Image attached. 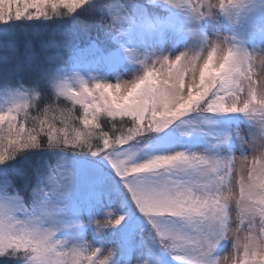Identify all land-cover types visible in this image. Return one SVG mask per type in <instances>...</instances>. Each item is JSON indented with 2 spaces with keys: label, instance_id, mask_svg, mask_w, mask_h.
<instances>
[{
  "label": "snow or ice",
  "instance_id": "1",
  "mask_svg": "<svg viewBox=\"0 0 264 264\" xmlns=\"http://www.w3.org/2000/svg\"><path fill=\"white\" fill-rule=\"evenodd\" d=\"M0 264H264V0H0Z\"/></svg>",
  "mask_w": 264,
  "mask_h": 264
},
{
  "label": "rangeland",
  "instance_id": "2",
  "mask_svg": "<svg viewBox=\"0 0 264 264\" xmlns=\"http://www.w3.org/2000/svg\"><path fill=\"white\" fill-rule=\"evenodd\" d=\"M45 24V33L41 32L37 35H34L31 31L32 28H34L35 26H40V23H31L29 22V24L27 26H20L17 28V34L18 37L21 41V43L28 41V40H32L33 42L36 41H40V40H46L47 37L49 36V34L51 32H53L56 28V26L52 23V22H43ZM41 30V29H40ZM37 32V31H35ZM43 33V35L41 34ZM88 52H85L83 55H88ZM67 58V54L65 53V59ZM108 126L110 127V122L108 124Z\"/></svg>",
  "mask_w": 264,
  "mask_h": 264
},
{
  "label": "trees",
  "instance_id": "3",
  "mask_svg": "<svg viewBox=\"0 0 264 264\" xmlns=\"http://www.w3.org/2000/svg\"><path fill=\"white\" fill-rule=\"evenodd\" d=\"M40 25H45V24H44L43 22H41ZM40 29H41V30H40ZM31 31H32V33H33L34 35H37V34L40 33V31L43 32V33H45V28H44V27L36 26V27L32 28ZM35 31H37V32H35ZM43 33H41V34L43 35ZM43 36H44V35H43Z\"/></svg>",
  "mask_w": 264,
  "mask_h": 264
}]
</instances>
